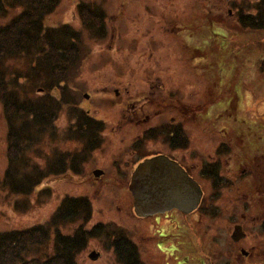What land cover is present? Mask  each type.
Here are the masks:
<instances>
[{"label":"rangeland","instance_id":"obj_1","mask_svg":"<svg viewBox=\"0 0 264 264\" xmlns=\"http://www.w3.org/2000/svg\"><path fill=\"white\" fill-rule=\"evenodd\" d=\"M77 1H85L88 8L102 10V35L90 33L81 23L76 10ZM253 1L57 0L53 10L43 18V24L55 27L68 22L76 29L80 37L77 58L71 66L74 68L69 69V73L65 75L64 83L47 88L43 86L41 92L30 91L34 96H43L46 100H52V94L56 95L51 104L54 109L49 124L54 133L51 137L47 134L40 137L35 149H31L29 154H24L25 159L28 165L35 164L37 167L39 163L40 168H43L40 159L43 151L50 156V149L55 152L79 147L81 140L74 139L77 120H73L71 115L75 113L69 111L74 110L82 115L81 113L86 112L84 103L97 107L94 111L96 116L106 120L105 136L94 153H88L87 165L79 169V174L73 175L72 169L68 168L63 172L46 170L39 173L40 183L30 194L9 193L8 185L2 182L7 167L4 154L7 142L0 104V231L23 230L44 224L63 194L87 198L91 205L87 226L97 222L105 223L109 218H113L112 216H117L118 212L126 214V187L121 184L112 185L116 182L113 178L118 169L111 158L119 161L125 159L129 148L127 136L129 137L128 133L132 130L125 126L121 127V130L116 127L107 132L114 124L118 112H124L123 102L112 100H125L131 92H143L151 81L153 93L156 94L154 100H167V91L174 100H204L206 121L211 122L213 102L210 100H225L228 96L233 100H250L251 108L259 112L261 105L254 100H264V71L258 67V60L264 56V29L245 28L239 24L234 14L238 7L245 8ZM215 2L224 9L218 16L214 15V9L211 7ZM226 6L231 7L229 17H226ZM18 11L19 8L9 15ZM86 11L89 12L87 9ZM84 13L87 14L85 10ZM204 16H207L206 19ZM198 46L199 51L188 54L192 48L197 49ZM18 61L19 59L9 60L8 69L17 65ZM191 67L196 73L191 72ZM20 72H25V69ZM30 86L35 84L24 83L25 88L29 89ZM112 86L119 89L118 96L113 94ZM122 87L127 88L128 92ZM82 92H87L90 98H82ZM159 106L153 102L149 104L148 109L153 111ZM161 114L162 117L165 116L164 113ZM132 156L130 155V158ZM94 165H100L103 169V177L100 180L92 179L91 175L87 178L88 169ZM62 173L65 175L57 176ZM51 177H56V180H49ZM8 184L13 191L17 190L14 180L10 179ZM44 191H48V194L43 193ZM206 203L205 201L203 205ZM209 211H212L211 208ZM205 218L206 228L202 223L192 228L190 224L193 217L189 218L187 237L183 239L184 248H180L181 251L176 255L179 259L181 254L186 253L189 261L184 264H200L201 261L208 264L209 254L214 248L219 249L218 242L217 247L213 243L215 233H220L216 228V221L211 217ZM113 220L115 224L120 222L122 227L127 229L134 225L131 219ZM206 223L212 226L207 227ZM70 230L69 226L61 228L62 232L70 233ZM127 234L129 240L125 241L126 245L136 244L137 235ZM48 240H53L51 228ZM219 241L224 250L225 245L221 239ZM109 243L110 236L104 238V233L88 235L83 247L75 256L76 264H118L115 254L107 246ZM50 250L51 248L47 252ZM89 250H97L98 259L90 260L86 255ZM138 250L141 251L140 248ZM173 261L174 259L160 254L154 263L173 264Z\"/></svg>","mask_w":264,"mask_h":264},{"label":"flooded vegetation","instance_id":"obj_2","mask_svg":"<svg viewBox=\"0 0 264 264\" xmlns=\"http://www.w3.org/2000/svg\"><path fill=\"white\" fill-rule=\"evenodd\" d=\"M211 7L216 16L224 11L216 2ZM225 11L226 16H229L228 6L225 7ZM199 50L200 46L197 49L192 48L188 54ZM184 54L187 56L186 52ZM191 68V72L196 73L193 67ZM153 89V81H151L143 92H131L125 100H112L123 102L124 112H118L114 124L107 132L113 131L116 127L121 130V127L125 126L132 130L128 133L129 137L127 136L129 148L125 153V159L119 161L111 158L118 169L113 178L116 182L112 185L121 184L126 187L127 213L118 212L117 216H112L113 218H109L107 222H97L89 227L99 226V231L95 235L104 233V238L110 236V243L107 246H110L114 254L119 248L130 247L125 243L129 240L127 233L137 235L136 244H132L135 258L132 259L129 253L125 252L129 264H134L133 260L137 264H155V258L160 254L174 259L173 264H184L189 261L186 253L181 254L179 259L176 255L181 251L180 248H184L183 239L187 237L189 228H186L189 226V218L193 217L190 224L192 228L198 227L201 223L206 228L204 221L207 216L216 221V228L220 231L213 237L214 246L217 247L218 242L219 249L213 247L207 260L208 264H264V100H254L261 105L259 112L251 108L250 100H233L229 96L225 100L220 98L210 100L213 102L210 122L204 119L206 116L204 100L192 102L187 99L174 100L168 91L165 94L167 100H154L156 94L153 93ZM111 90L115 96L119 95L116 86H112ZM123 90L128 92L127 88ZM81 94L84 99L90 98L87 92ZM153 102L160 106L152 111L148 106ZM111 104L116 105V103ZM83 105L86 107V112L77 116L74 114L73 117V120H77L75 127L79 125L74 133L80 134L87 129V122L94 130L88 128V136L82 146L71 147V151H74L71 153L80 154L78 160L65 162L63 168L60 164H55L57 168L58 165L62 168V172L66 168L72 170L83 168L87 159L86 156L81 157V154L85 152L87 144L93 141L92 143L98 146L105 136L106 120L96 116L94 111L97 107L89 103ZM164 109L168 110L162 112ZM161 113L165 116L162 117ZM49 116L50 124L53 113ZM93 131L94 140L90 137ZM95 149L97 147L90 150L91 154ZM130 155L133 156L130 158ZM154 155H164L170 161H174L187 179L196 184L199 199L193 209L184 212L171 207L149 213L138 205L137 210H133L132 197L127 188L131 173L140 161ZM40 158L45 160L43 153ZM43 163L41 161L44 168ZM86 174L88 179L91 175L92 179L100 180L103 177V169L100 165H94ZM49 180L54 181L56 177H51ZM182 181L188 184L183 178ZM140 184L139 177L135 180V185ZM116 188L119 189L117 186ZM206 188H208L207 193ZM205 201L207 203L203 205ZM210 208L212 211L208 212ZM88 214L89 212H84L82 218H87L89 221ZM121 218L131 219L134 225L127 229L122 227L120 222L114 223L113 219L120 221ZM212 224L214 225L213 222ZM212 224L206 223L207 227ZM85 226L88 227L87 223ZM77 228L76 226L75 229ZM80 228L87 230L84 227ZM80 228L79 232H81ZM219 239L225 245L224 250ZM86 255L90 260H96L99 253L97 250H89Z\"/></svg>","mask_w":264,"mask_h":264},{"label":"trees","instance_id":"obj_3","mask_svg":"<svg viewBox=\"0 0 264 264\" xmlns=\"http://www.w3.org/2000/svg\"><path fill=\"white\" fill-rule=\"evenodd\" d=\"M56 2L57 0H0V104L7 142L4 148L7 167L2 182L8 185L9 193L30 194L40 183L39 173L46 170L58 172L59 165L57 168L55 164L76 161L80 156L79 153H71L74 151L69 149L55 152L50 149V156L43 151L45 160L40 159L44 162V168H40L39 163L38 168L35 164L28 165L24 156L35 149L40 137L46 134L51 137L54 133L53 127L49 126V114L53 113L54 107L51 104L56 95L52 94V100H46L31 92H41L43 86L47 88L64 83L65 75L69 73V69L74 68L71 66L77 58L80 37L76 29L67 22L55 27L43 24V18L53 10ZM84 2L76 3L78 19L90 33L102 35V10L88 8ZM18 8L17 13L9 15ZM234 14L243 27L264 29V0H254L245 8L238 7ZM16 59H19L17 65L8 69V61ZM259 60L258 67L264 71V57ZM22 69L25 72H20ZM26 82L35 86L27 89L24 87ZM69 112L78 115L74 110ZM87 124V129L80 134L74 133V139H80L81 146L88 136V128H92L88 122ZM78 127L79 125L74 127V130L77 131ZM94 136L93 131L91 139L94 140ZM93 145L94 143L92 147ZM88 148L90 145L86 147ZM10 179L16 182V191L8 184ZM44 192L48 194V191ZM54 208L49 219L42 225L23 230L0 231V264L77 263L75 256L83 247L87 234L92 232L80 228L88 222L87 218H82V214L89 212L90 203L84 196L64 195L57 200ZM75 222L78 228L71 234L61 231L64 226L72 228ZM50 228L53 240H48ZM95 233L96 231L93 235ZM49 248L51 250L47 252ZM125 252L135 258L131 246L127 249L119 248L115 252L119 264H129Z\"/></svg>","mask_w":264,"mask_h":264},{"label":"water","instance_id":"obj_4","mask_svg":"<svg viewBox=\"0 0 264 264\" xmlns=\"http://www.w3.org/2000/svg\"><path fill=\"white\" fill-rule=\"evenodd\" d=\"M139 177L141 184L135 185ZM195 189L196 184L188 180L178 165L164 155H154L140 161L132 171L128 184L133 210L136 211L139 205L149 213L171 207L190 211L199 199V192Z\"/></svg>","mask_w":264,"mask_h":264}]
</instances>
